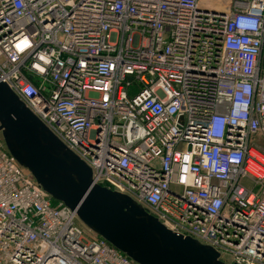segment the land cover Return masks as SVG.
I'll return each mask as SVG.
<instances>
[{
	"label": "built area",
	"instance_id": "built-area-1",
	"mask_svg": "<svg viewBox=\"0 0 264 264\" xmlns=\"http://www.w3.org/2000/svg\"><path fill=\"white\" fill-rule=\"evenodd\" d=\"M202 1L0 0V80L94 184L226 264H264V0ZM0 264L139 263L0 133Z\"/></svg>",
	"mask_w": 264,
	"mask_h": 264
},
{
	"label": "water",
	"instance_id": "water-1",
	"mask_svg": "<svg viewBox=\"0 0 264 264\" xmlns=\"http://www.w3.org/2000/svg\"><path fill=\"white\" fill-rule=\"evenodd\" d=\"M0 133L47 194L139 264H226L213 247L169 230L130 196L94 184L91 167L1 81Z\"/></svg>",
	"mask_w": 264,
	"mask_h": 264
},
{
	"label": "rangeland",
	"instance_id": "rangeland-1",
	"mask_svg": "<svg viewBox=\"0 0 264 264\" xmlns=\"http://www.w3.org/2000/svg\"><path fill=\"white\" fill-rule=\"evenodd\" d=\"M202 4H204L203 6L205 7H216V5L219 4V1L212 2L211 0H203Z\"/></svg>",
	"mask_w": 264,
	"mask_h": 264
},
{
	"label": "bare ground",
	"instance_id": "bare-ground-1",
	"mask_svg": "<svg viewBox=\"0 0 264 264\" xmlns=\"http://www.w3.org/2000/svg\"><path fill=\"white\" fill-rule=\"evenodd\" d=\"M1 81V80H0ZM2 82V81H1Z\"/></svg>",
	"mask_w": 264,
	"mask_h": 264
}]
</instances>
